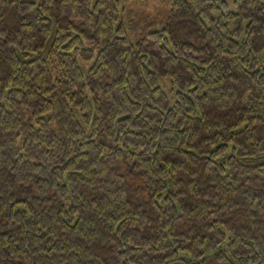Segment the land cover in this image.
Segmentation results:
<instances>
[{"label": "trees", "instance_id": "obj_1", "mask_svg": "<svg viewBox=\"0 0 264 264\" xmlns=\"http://www.w3.org/2000/svg\"><path fill=\"white\" fill-rule=\"evenodd\" d=\"M0 264H264V0H0Z\"/></svg>", "mask_w": 264, "mask_h": 264}, {"label": "rangeland", "instance_id": "obj_2", "mask_svg": "<svg viewBox=\"0 0 264 264\" xmlns=\"http://www.w3.org/2000/svg\"><path fill=\"white\" fill-rule=\"evenodd\" d=\"M149 3V2H148ZM130 7L133 9L135 16L138 18V20H144L146 18H152L156 19L158 14H165L163 11L164 9L159 7L156 2L150 1V5H142L138 4L136 1H132L130 3ZM161 84L164 86V89L166 91H169V86L165 81H161Z\"/></svg>", "mask_w": 264, "mask_h": 264}]
</instances>
